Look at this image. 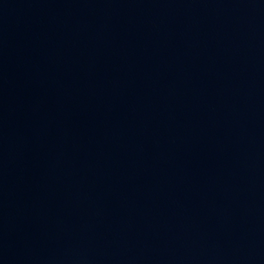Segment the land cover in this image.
<instances>
[{
    "label": "water",
    "instance_id": "1",
    "mask_svg": "<svg viewBox=\"0 0 264 264\" xmlns=\"http://www.w3.org/2000/svg\"><path fill=\"white\" fill-rule=\"evenodd\" d=\"M0 264H264V0H0Z\"/></svg>",
    "mask_w": 264,
    "mask_h": 264
}]
</instances>
